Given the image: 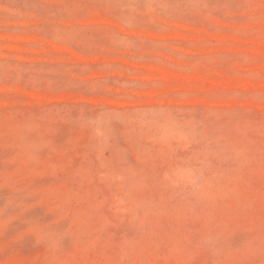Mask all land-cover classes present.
Instances as JSON below:
<instances>
[{
	"label": "rangeland",
	"instance_id": "obj_1",
	"mask_svg": "<svg viewBox=\"0 0 264 264\" xmlns=\"http://www.w3.org/2000/svg\"><path fill=\"white\" fill-rule=\"evenodd\" d=\"M0 264H264V0H0Z\"/></svg>",
	"mask_w": 264,
	"mask_h": 264
}]
</instances>
